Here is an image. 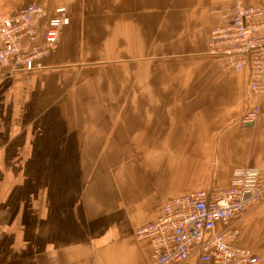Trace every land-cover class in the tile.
I'll list each match as a JSON object with an SVG mask.
<instances>
[{
    "label": "crops",
    "instance_id": "0c3cea01",
    "mask_svg": "<svg viewBox=\"0 0 264 264\" xmlns=\"http://www.w3.org/2000/svg\"><path fill=\"white\" fill-rule=\"evenodd\" d=\"M35 1L51 2L0 0V10ZM219 6L70 0L43 68L0 75V264H147L134 230L165 200L264 168V95L207 55ZM72 50L100 59L76 64ZM254 103L258 121L244 126ZM233 224L236 245L264 264V201Z\"/></svg>",
    "mask_w": 264,
    "mask_h": 264
},
{
    "label": "built area",
    "instance_id": "2783aa9c",
    "mask_svg": "<svg viewBox=\"0 0 264 264\" xmlns=\"http://www.w3.org/2000/svg\"><path fill=\"white\" fill-rule=\"evenodd\" d=\"M53 6L30 4L13 15L0 13V75L32 72L56 50L69 25L68 1ZM218 14L207 40V55L223 71L247 72L248 90L264 95V7L241 0H220L211 11ZM260 108L252 105L241 118L253 126ZM264 201V168L245 167L234 172L228 188L213 187L169 198L156 217L136 228L134 236L147 241V264H257L260 257L236 245L239 230L233 221Z\"/></svg>",
    "mask_w": 264,
    "mask_h": 264
},
{
    "label": "rangeland",
    "instance_id": "374dc122",
    "mask_svg": "<svg viewBox=\"0 0 264 264\" xmlns=\"http://www.w3.org/2000/svg\"><path fill=\"white\" fill-rule=\"evenodd\" d=\"M44 2H46L47 4H48V6H49V8H51L52 7V3H53V1L51 0V2L50 1H35V2H29V3H26V4H24V5H22L20 8H18V9H16V10H13V11H2V10H0V13H11V14H13V15H15V14H17L19 11H21L22 9H24L27 5H30V4H39V5H44L45 6V3ZM244 3V2H243ZM69 4H70V0L68 1V9H69ZM245 4V3H244ZM247 5H249V4H247ZM256 5H260V6H263L264 7V5H263V3L262 4H256ZM67 15H68V12H67ZM68 18H69V16H68ZM69 22H70V19H69ZM67 27V26H66ZM65 29V28H64ZM64 29H63V31H64ZM63 31H62V33H63ZM61 33V35H60V38H59V42H60V40H61V38H62V34ZM59 42H58V44H59ZM58 50V46H57V48H56V50H55V52ZM54 52V53H55ZM82 53V55H80ZM97 53H98V50H86V51H82V50H72V58L74 57V60L76 61V64H79V63H89V62H96V61H98L99 59H100V56H97ZM86 54L89 56V57H87L86 56ZM91 56H90V55ZM77 58V59H76ZM88 59H92L93 61H91V60H88ZM212 59V58H211ZM1 76H7V75H4V74H2ZM111 94V93H110ZM254 98H256L257 99V97H255V96H253ZM111 98H113V99H110V102L112 103V104H114V105H116V99L114 98V96L113 97H111ZM253 105H258V104H256V103H254ZM259 106V105H258ZM257 123V122H256ZM255 123V124H256ZM250 127V126H249Z\"/></svg>",
    "mask_w": 264,
    "mask_h": 264
}]
</instances>
